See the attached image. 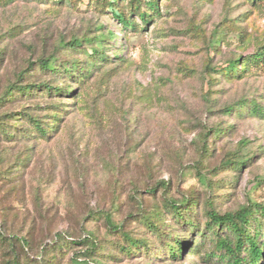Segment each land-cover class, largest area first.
Here are the masks:
<instances>
[{
  "label": "rangeland",
  "instance_id": "rangeland-1",
  "mask_svg": "<svg viewBox=\"0 0 264 264\" xmlns=\"http://www.w3.org/2000/svg\"><path fill=\"white\" fill-rule=\"evenodd\" d=\"M254 1L0 0V95L36 85L0 114L49 131L19 138L29 123L12 120L0 141V264H226L206 211L264 203V74L224 70L264 43ZM257 241L264 264V228Z\"/></svg>",
  "mask_w": 264,
  "mask_h": 264
},
{
  "label": "trees",
  "instance_id": "trees-1",
  "mask_svg": "<svg viewBox=\"0 0 264 264\" xmlns=\"http://www.w3.org/2000/svg\"><path fill=\"white\" fill-rule=\"evenodd\" d=\"M151 5H154V3ZM152 8L155 10L157 7L154 5ZM138 16L143 21H147L145 13H139ZM121 20L131 26L130 22H125L124 19ZM83 40L85 39L79 40L75 38L70 40V48L81 47ZM101 41L102 39H96L94 43H91V52L89 53L90 56L99 54L98 47ZM55 64L56 60L51 56L41 58L37 63V67L40 71L56 72ZM224 70L226 71V74L235 75L237 77L241 74L247 73L264 74V43L257 46L252 53H249L244 57L230 59ZM68 71L69 69L66 67L64 68L63 73H67ZM37 86L41 88V91L48 93L49 95L60 92V88L53 87L46 82L40 83ZM35 87L36 85L32 83L24 85L11 83L7 85L0 95V105L4 102L10 103L13 100L20 98V96L26 97L30 95V92ZM226 110L230 109L226 108ZM251 111L258 113L259 109L256 108V106H253ZM16 115L19 116V118H17ZM16 115L13 112H4L0 114V141L13 140L12 138L16 136L15 134L20 136L19 138H25L29 136L33 130H35L39 137H45L48 134V129H45L41 125V121L39 119H35L24 112L17 113ZM12 120L17 122L19 120H26L29 123L30 128L22 129V131H18L19 129H16L14 130L16 133L14 134L12 133L10 126H13L15 129L16 125L10 124ZM246 161L247 160L245 159H229V161L225 162V165L239 168L243 166ZM164 207H166V210H168L167 212H170L174 219H178V221L183 220L193 226L194 231L196 230L197 227L194 225L195 223H193L192 219H186L183 217L188 212L186 209L187 203L185 201L171 202V200H169L165 202ZM208 207L210 206L208 205ZM206 216L208 219L205 226L216 236L215 247L221 251L223 258H226V264L257 263L262 256V249L258 244L257 238L260 230L264 228V203H252L243 206L237 211L226 212L223 214L216 212L213 208H209L206 211ZM161 222H165V220L162 219ZM222 230L227 231V236H222ZM9 238H15V236L10 235ZM1 240L4 241V237L0 235V241ZM128 242L129 246H135V244H137V241L132 239H129ZM173 243L174 246L170 247V254L173 258H177L183 252L187 243L182 242L179 239H176ZM126 251L130 252V247L128 250L126 249Z\"/></svg>",
  "mask_w": 264,
  "mask_h": 264
}]
</instances>
